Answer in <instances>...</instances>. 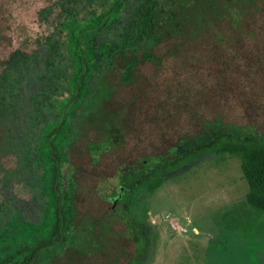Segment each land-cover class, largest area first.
I'll list each match as a JSON object with an SVG mask.
<instances>
[{"label":"trees","instance_id":"trees-1","mask_svg":"<svg viewBox=\"0 0 264 264\" xmlns=\"http://www.w3.org/2000/svg\"><path fill=\"white\" fill-rule=\"evenodd\" d=\"M42 1L31 9L29 0H0V264H55L65 251L87 257L88 247L101 245L93 221L76 219L70 151L80 127L99 131L84 141L93 163L117 153L127 141L121 114L108 109L117 89L138 83V67L159 61L154 49L163 42L177 52L200 37L220 43L209 33L224 23L235 29L256 0ZM167 98L177 117L192 107L186 93L177 105ZM161 107L154 108L157 124ZM204 125L198 134L178 127L174 145L137 158L142 166L133 168L132 184L139 196L202 158L230 154L242 160L246 201L264 213V134L221 126L219 119ZM133 199L124 211L134 240L126 264H142L146 211Z\"/></svg>","mask_w":264,"mask_h":264},{"label":"rangeland","instance_id":"rangeland-1","mask_svg":"<svg viewBox=\"0 0 264 264\" xmlns=\"http://www.w3.org/2000/svg\"><path fill=\"white\" fill-rule=\"evenodd\" d=\"M29 1L31 9L44 4ZM253 5L248 14L238 17L235 29L224 23L220 32L209 33V37L221 39L220 43L200 37L199 42L178 52L174 43L158 45L154 54L159 61L142 63L138 83L117 89L108 109L121 114L127 140L117 153L103 154L93 164L84 141H94L99 131L80 127V137L70 151L71 175L78 184L76 219L108 220L112 233L103 239L105 252L88 247L86 257L69 250L56 256L55 264L68 259L77 263L86 259L92 264L126 262L131 251L128 232L117 216L113 219L103 198L121 185L126 191L122 199H140L128 177L115 168L122 165L125 169L131 161L137 165L136 158L166 151L176 143L178 127L198 134L205 130L204 123L219 119L221 126L233 124L241 131L264 134V0ZM183 93L192 99V107L177 117V107L172 112L165 106L170 101L167 96H174L177 105ZM158 105H162V124L156 123L154 108ZM241 164L237 155L202 158L169 175L155 192L141 198L149 225L142 264H264V213L246 201L249 187ZM98 231L99 227L93 229L94 240Z\"/></svg>","mask_w":264,"mask_h":264},{"label":"flooded vegetation","instance_id":"flooded-vegetation-1","mask_svg":"<svg viewBox=\"0 0 264 264\" xmlns=\"http://www.w3.org/2000/svg\"><path fill=\"white\" fill-rule=\"evenodd\" d=\"M128 149V148H127ZM121 154V153H120ZM100 157V156H99ZM120 157H123L120 155ZM92 159V158H91ZM135 161L137 162V165H134V161H131L130 163L128 164H125V169L122 167V165H119L117 168H115V172L119 173L120 175H124L126 177H128V179L130 180V183L131 185H133V181H132V176H133V168H135V166L137 168H139V166H142L141 163L138 161V159L136 158ZM92 162V161H91ZM98 162V161H97ZM93 163V162H92ZM96 163V162H95ZM93 163V164H95ZM130 170L131 173H127V171ZM72 172H73V169H72ZM71 172V173H72ZM72 176V175H71ZM134 186V185H133ZM77 188V187H76ZM76 188H75V201H76ZM125 189L123 186L119 185L117 186V189H115V191H112L110 192V195H107L106 197L103 198V200L107 203V205L111 208L110 211H112V215L114 216L113 219L116 217V219L119 221V222H122L124 223L125 227H126V231L128 232V235L127 237L130 239L131 241V251L129 252V254H127L126 258L127 260L129 259L130 256H132L133 254V250H134V240H133V235H132V232L130 231V229L128 228V213H125L124 211L126 209H132L133 208V203H134V197L133 198H130L128 201L122 199V195L125 193ZM141 198H143L142 196H140V199L138 198V205L139 207H141ZM146 222V221H145ZM144 222V223H145ZM94 223V221H93ZM110 222L107 220H102L100 223H98L97 219L94 223V226L95 228L96 227H99V230L97 234V236L95 237L96 238V241L100 242V246H99V243H98V247L99 249H102L103 252H105L107 249L105 248V245H104V241L103 239H108V236L109 234L112 233L111 229H109V224ZM94 228V229H95ZM143 231L145 232V235H146V242H147V248L148 249V244H149V225L148 223L143 226ZM113 237V236H112ZM122 238V237H121ZM126 238V237H124ZM106 243V246L108 247V244L107 242L105 241ZM110 247H112L110 245ZM126 260V262H127ZM126 262L124 264H126Z\"/></svg>","mask_w":264,"mask_h":264}]
</instances>
